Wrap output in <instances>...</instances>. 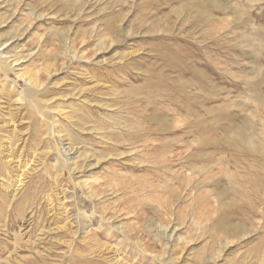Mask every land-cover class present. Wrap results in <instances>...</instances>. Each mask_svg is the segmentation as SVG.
Listing matches in <instances>:
<instances>
[{
    "label": "rangeland",
    "instance_id": "1",
    "mask_svg": "<svg viewBox=\"0 0 264 264\" xmlns=\"http://www.w3.org/2000/svg\"><path fill=\"white\" fill-rule=\"evenodd\" d=\"M217 2L0 0L1 42L36 52L45 116L89 158L72 175L14 106L36 169L21 216L0 197V264H264V0Z\"/></svg>",
    "mask_w": 264,
    "mask_h": 264
},
{
    "label": "bare ground",
    "instance_id": "2",
    "mask_svg": "<svg viewBox=\"0 0 264 264\" xmlns=\"http://www.w3.org/2000/svg\"><path fill=\"white\" fill-rule=\"evenodd\" d=\"M21 3H23V2H21ZM214 3L217 7H219V8L221 7L218 4L217 0H214ZM11 18H16V14H13ZM29 18H32L33 22L34 21L39 22V20L44 19L45 16L41 15V14L38 15L37 12H33V13H31V15H29ZM33 22L31 23L30 27H23L22 28V26H21L22 35L20 36V38L23 37V35L28 34L31 31V29L35 25ZM3 24L4 23H0V26H2ZM126 34H128V33H126ZM130 34H131V32H129V35ZM108 36H110V35H108ZM15 37L13 36V37L9 38L7 42H1V40H0L1 72L5 76V82L2 83L1 95H4V97L5 96L9 97V96H11L12 92L16 95L15 96L16 100L14 102L15 105H12L13 108L10 110L11 114H8V115L4 113V107H3V105L7 104V103H3V101H2L3 97L2 98L0 97V178L3 181L2 184L0 185V197L4 196V194H7V196L10 199V202H11V205L9 207L10 210L11 211H17L18 215H20L21 212H23L25 199L27 198V194H25V196H24V193H27V192H25V189L28 188L27 187V181H28V179H30L29 177H31V173L34 171V169H36L35 168L36 167L35 166L36 161H35V154L34 153H33V156L31 157V159L30 158L26 159L24 157V148L25 147L22 145L21 142L23 140L20 137L17 141L13 139L12 134H14L13 132H16L18 129V126L16 127V125H17L16 118H15L16 116L14 117V114H13V111L15 109L14 106L17 105V111L18 112L20 109H23L25 107L31 108L34 112H37V114L40 115L41 118L43 119V121L48 125V131H50L49 135L59 136L60 140L63 143L62 149L64 150V152L63 151H61V152L63 154H65L63 165L65 167H69L71 169L72 175L75 176V172L77 171V168H78L77 162H76V156H78V157L84 156L83 158L85 160H87L89 158H88V155H86V154L84 155V153H80V150L78 148H74V147L69 145L68 139L66 137L67 135L65 134V132L63 131V128L61 127V125L58 123L57 120L56 121H50L45 116V109L49 106L45 104L46 103L45 101L40 100V96L48 90V84L41 81V78L39 76L40 72H35L34 70L29 69V67H28V66H31V68H32V64L34 63V60L31 58H34V56H37L36 52H32V54H29L25 58L14 55L13 53H15V52H13V51L15 50V47H13V46L15 43H17L19 41V39H17V36H15ZM116 37H118V36H116ZM111 38H113V37H111ZM11 43H13V44L10 45ZM100 43H102L101 48L97 49L98 50L97 52H101L104 49V48H102L104 43L103 42H100ZM114 43H115V39H114ZM104 50H106V49H104ZM85 58H86V54L81 52V51L77 52L74 56H69L71 63H73L74 61L85 59ZM28 63H30V64L27 65ZM48 68L49 69L54 68V63L50 64ZM12 76H14V79L12 78ZM50 76H52V75H49V77ZM19 81H23L25 83L26 89H23V90L19 89V85H20ZM82 103L85 104V101H82ZM50 111L52 112V110H50ZM11 125H14L13 132H10L12 134L6 135V132L9 130ZM252 149H254V148H252ZM52 150H53V147L51 146V144H49V150L48 151H52ZM26 157H28V156H26ZM57 164L55 166H57ZM101 199L102 198L99 197L94 202L97 203V205H100L98 203H101L100 202V201H102ZM25 211H27V210H25ZM83 215H85V216L87 215L86 218L89 217V214H86L85 211L83 212ZM94 215L95 214L93 212V216ZM104 220L105 219L103 217L102 222H101L102 223L101 226L105 222ZM106 222H108V221H106ZM83 225H84V223H83ZM27 228L28 227H25V224H20V228H17V231L21 234V232L27 230ZM89 228H85L83 231H87V230L91 231ZM15 244L18 245V240Z\"/></svg>",
    "mask_w": 264,
    "mask_h": 264
}]
</instances>
